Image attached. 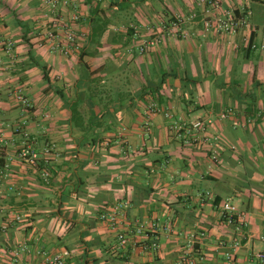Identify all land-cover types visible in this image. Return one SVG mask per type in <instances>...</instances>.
<instances>
[{
    "label": "crops",
    "instance_id": "obj_1",
    "mask_svg": "<svg viewBox=\"0 0 264 264\" xmlns=\"http://www.w3.org/2000/svg\"><path fill=\"white\" fill-rule=\"evenodd\" d=\"M218 1L251 13L238 35L205 31L214 12L199 0H74L73 27L87 39L66 58L38 46L51 17L42 0H0V208L22 216L0 230V264H13L4 251L19 243L29 249L27 264H46L38 251L62 250L65 264H257L264 52L244 39L264 41V2ZM178 17L177 31L169 23ZM151 38L157 44L140 53ZM197 119L210 121L208 136L219 138L216 164L206 146L169 131L173 121ZM25 144L38 151L40 169L16 158ZM205 192L211 197L202 202ZM226 202L245 221L241 228L222 219ZM121 204L111 228L100 215ZM143 222L161 225L156 251L133 234ZM123 230L130 242L120 248Z\"/></svg>",
    "mask_w": 264,
    "mask_h": 264
},
{
    "label": "built area",
    "instance_id": "obj_2",
    "mask_svg": "<svg viewBox=\"0 0 264 264\" xmlns=\"http://www.w3.org/2000/svg\"><path fill=\"white\" fill-rule=\"evenodd\" d=\"M101 1V0H99ZM199 3L203 6L208 5L214 12L212 15V20H206L204 22L205 31H214L216 34L224 35H238L243 27L247 26L246 20L250 17L251 13L245 12L246 15L239 16L236 11L229 8L224 9L218 0H199ZM42 4L50 11L51 17L41 24V31L39 32V42L38 46L46 48L49 54H58L60 56L70 58L76 52H78L82 47L83 43L87 39V33L77 31L73 26L79 21V16L75 12H69L68 9L75 7L74 0H42ZM180 18L177 21L170 22L169 27L179 30ZM162 26L165 23H161ZM246 47L251 50H258L264 52V41L257 44L251 42L249 38H245ZM158 42V38H151L144 41L140 47L139 52L144 53L148 48L154 47ZM0 43H3V39L0 33ZM7 47L11 45L10 42H5ZM16 99L24 107L29 108L30 104L26 98L20 93L16 94ZM148 112L151 115H156L159 112L156 103H151L148 106ZM229 111L222 113L221 118H226ZM165 118H171L169 113H166ZM210 121H203L197 119L195 121L186 123L185 121L176 120L170 123L169 131L174 134L179 135L184 132L186 137H189V142L192 145L206 146L208 151V158L211 164H216L219 162V155L217 151V143H219L218 137H210L207 134V126ZM149 131V126L146 125L145 128ZM18 131V129H17ZM1 142V139H0ZM46 152H48L46 150ZM16 158L19 161L26 163L29 167L33 169H39L40 155L38 151L31 145L25 144L20 147L16 153ZM45 176V173L43 174ZM211 197L209 192H205L201 195V201L204 202V198ZM126 204H121L119 207H113L109 212L102 213L100 219L106 222L111 228H116L120 223V217L122 214V209ZM221 217L225 223L228 225H234L241 228L245 225V221L240 217L235 208L229 203H223L221 205ZM22 221V216L16 213H8L4 209L0 208V230L5 232L11 226L13 222ZM161 225L158 222H143L136 226L133 234L140 236L142 239L141 243L144 249H149L151 251H156L158 247V239L156 234L158 233ZM168 232H174V228L170 225L167 226ZM155 235V237H154ZM201 237L205 236L202 232L199 234ZM196 233H191L189 235V241L193 243L196 239ZM148 241V243L146 242ZM117 241L120 248L126 247L130 242V235L126 231H119L117 234ZM239 243H236L238 245ZM28 247L26 244L19 243L11 247L6 248L4 255H8L13 264H27L23 260V255L28 253ZM45 258L46 264H65L66 258L69 256L67 250H62L52 255H47L45 252L38 251ZM0 256L2 252L0 251ZM231 256L228 255L227 259L231 260ZM254 261L257 264H264V250L253 255ZM193 264V263H190Z\"/></svg>",
    "mask_w": 264,
    "mask_h": 264
},
{
    "label": "trees",
    "instance_id": "obj_3",
    "mask_svg": "<svg viewBox=\"0 0 264 264\" xmlns=\"http://www.w3.org/2000/svg\"><path fill=\"white\" fill-rule=\"evenodd\" d=\"M253 1H263L264 2V0H253ZM88 3H90V1H88ZM97 7H95L94 8V11H96V12H98V9H96ZM102 26L100 25V28H101ZM39 169H40V166H39Z\"/></svg>",
    "mask_w": 264,
    "mask_h": 264
}]
</instances>
